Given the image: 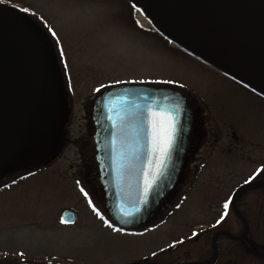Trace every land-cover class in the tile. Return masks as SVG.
I'll return each mask as SVG.
<instances>
[{
    "label": "rangeland",
    "instance_id": "obj_1",
    "mask_svg": "<svg viewBox=\"0 0 264 264\" xmlns=\"http://www.w3.org/2000/svg\"><path fill=\"white\" fill-rule=\"evenodd\" d=\"M7 1L4 5L11 9L16 10L18 3L35 12L25 13L24 19L42 39L43 77L25 139L16 156L0 169V264L36 259L61 263L72 256L78 264H96L93 261L122 255L120 238L104 226L76 184L81 181L110 219L82 164L93 142L92 135L87 138L89 108L100 84L171 86L188 92L202 108L206 135L189 159L188 171L163 203V209L172 213L146 224L153 227L163 221L145 236L154 251L166 246L168 234L184 229L186 220L196 218L195 212L213 200L216 195L208 190L211 178L228 174L232 178L228 185H237L248 179L255 163L264 161V97L172 46L157 31L141 28L130 1L110 0L120 14L114 22L98 12L103 0ZM40 16L58 32L68 69ZM162 79H178L187 86L111 83ZM231 137L254 146L239 153L230 143L232 154L226 155L223 151ZM173 204L180 205L179 210ZM70 207L76 209L77 220L63 224L61 212Z\"/></svg>",
    "mask_w": 264,
    "mask_h": 264
},
{
    "label": "water",
    "instance_id": "obj_2",
    "mask_svg": "<svg viewBox=\"0 0 264 264\" xmlns=\"http://www.w3.org/2000/svg\"><path fill=\"white\" fill-rule=\"evenodd\" d=\"M136 3L152 21L164 23L196 47L175 42L157 29L171 44L264 97L261 92L264 89V0H136ZM197 47L207 53L195 49ZM256 69L259 70L256 74L251 72ZM42 77L43 62L37 39L17 15L0 8V169L10 163L12 156H16L25 139ZM124 89H148L146 95L157 98H161L162 93L181 96L185 109L183 132L169 164L172 170L150 196L144 210L130 218L131 223L120 224L134 229L146 224L156 214L180 180L192 132V108L180 91L145 84H125L104 89L102 94L106 101L112 100L115 112L101 106V93L93 100V140L99 181L104 190L105 209L117 224L119 206L130 208L127 199L136 196L137 170L148 167L149 162L148 125L144 124L138 134L136 121L132 120L124 136L117 140L112 121L107 119L120 111V97L125 95ZM128 101L130 104L147 102L146 96L139 92L128 94ZM118 149L127 153L123 171L117 160ZM259 184L262 182L245 183L236 190V194ZM76 219L75 208L65 209L61 213L64 223L70 224Z\"/></svg>",
    "mask_w": 264,
    "mask_h": 264
},
{
    "label": "flooded vegetation",
    "instance_id": "obj_3",
    "mask_svg": "<svg viewBox=\"0 0 264 264\" xmlns=\"http://www.w3.org/2000/svg\"><path fill=\"white\" fill-rule=\"evenodd\" d=\"M7 2H0V8L12 11L17 15L37 39L40 47L42 39L27 23L26 19H24L25 13L21 11L23 5H20L19 8L14 10L4 5ZM16 5L19 4L15 3V6ZM175 89L179 90L187 97L192 108V132L190 135L188 152L186 154V164L181 174L182 180L183 175L188 171V161L189 159L191 161V159L195 157L201 146V140L206 135V131L203 128L204 122L200 105H196L194 97L188 92L179 88ZM89 110L92 114V102ZM92 128L95 129L91 118V121L88 123L89 131L87 138L89 135H92L93 140ZM230 143L237 147L236 151L239 153H242V151L248 152L247 150H249L251 146H254L252 143H248L242 139L240 140L238 137H231L228 140L229 147L223 151L226 155L232 154ZM82 162L85 176L88 179L87 181L91 182L92 188L97 189L101 194L104 205L105 195L99 181V170L95 158L94 142H92L89 154L82 159ZM262 165H264V161L255 163L251 175L257 169L261 168ZM227 175L228 174L221 179L211 178L213 186L210 185L208 190L209 193L215 194L216 196L212 201L207 203L206 208H201L202 212L200 211L199 214L197 211L195 212L194 215L197 216L196 218H189L186 220V227L184 229L180 231L177 230L171 235L168 234L167 239L170 242L166 246L155 250V252H157L156 258H150V253L154 251L152 250L154 246H149L150 243H147L145 236L157 230L161 226L162 220L153 227L145 226L144 224L139 228L129 229L130 231L144 233L142 236H124L120 233H114L111 230L114 235L120 238V244L118 245H120L119 249L123 251L121 252L122 255L118 258L110 256L105 261L95 260L93 262H96V264H144L142 258L149 257V264H152L153 260L155 264H264V175L258 176L252 181L262 182V184L245 188L238 194H236V190L241 185L245 184V181L239 182L237 185H228L232 182V178ZM228 192L231 193L230 196L234 201L229 209V217L222 225L214 227L216 219H218L220 213L223 211V201L227 199V197L223 195ZM163 203L154 217H158L160 214L167 217V215L169 216L172 213L168 207L163 209ZM174 209L179 210L177 204L174 205ZM145 229H148V231L145 232ZM194 231L199 233L198 237L192 235ZM173 236H175V238L171 239ZM23 261L33 264H78V261L73 256L61 263L55 261L49 263L48 260L45 261L44 259L31 261L21 260L18 263Z\"/></svg>",
    "mask_w": 264,
    "mask_h": 264
},
{
    "label": "snow or ice",
    "instance_id": "obj_4",
    "mask_svg": "<svg viewBox=\"0 0 264 264\" xmlns=\"http://www.w3.org/2000/svg\"><path fill=\"white\" fill-rule=\"evenodd\" d=\"M0 2H7V0H0ZM16 7H20L16 5ZM131 8L134 12L143 13L144 9L139 7L136 0H131ZM24 13H30L35 15V12L29 7L21 8ZM98 12L101 16L109 21L114 22L119 20V12L112 8L110 0H103ZM39 20L43 22L44 26L47 27L48 32L55 39V42L59 46V55L63 61L64 69L69 68V63L66 58V52L61 44L60 36L58 32L48 25V22L43 16L39 17ZM141 28L143 24L139 20L135 21ZM71 81V76L69 75V83ZM160 83V84H177L181 88L186 87L178 79H167L158 81H120L113 80L112 84L119 83ZM109 87V85L100 84L94 89L95 92L101 93V98L99 103L102 107H108L110 112H115L116 109L112 105V100H105L102 89ZM139 92L141 95L146 96V103L137 104L129 103L128 94H135ZM262 94H264V89H261ZM125 95L120 97L122 104L120 111L116 113L115 116H108L107 119L112 121V126L115 129V136L117 140L124 136L129 122L134 120L137 124L138 134L139 130L143 129L144 124L148 125V139H149V162L148 167L144 169L137 170V185H136V196L134 199H127V204L130 206H119L118 215L116 219L119 224L113 223L105 214L96 206L93 199L86 190V188L81 184V181L77 180L76 184L80 186V192L87 199L88 205L91 207L92 211L96 216L103 222L104 226L111 229L114 233H120L124 236H142V232L130 231L126 227L120 226V224L131 223L130 218H134L138 213L142 212L144 208L149 204L150 196L160 187L161 181L169 175L172 170L169 168V164L172 162V157L175 151L178 149V140L183 132V117L185 114L184 109V99L181 96H170L168 94L162 93L161 98H157L155 95H146L149 93L148 89H124ZM122 145V142H121ZM127 153H124L118 149L117 160L120 164V170L123 171L125 166L123 161L126 159ZM134 158H138L134 157ZM174 167V166H173ZM32 175V173H29ZM264 175V165L257 169L252 175L245 180L246 184H250L258 176ZM16 183L15 181L12 182ZM5 187H11V185H6ZM234 201L231 196L223 201V211L220 213L218 219H216L215 226L222 225L229 217L230 206L233 205ZM180 207V205H177ZM145 232L148 229L144 230ZM194 237H198V232H193ZM22 255V254H21ZM157 252L153 251L150 253V258H156ZM144 264H149V257H143ZM155 264V261H152Z\"/></svg>",
    "mask_w": 264,
    "mask_h": 264
},
{
    "label": "bare ground",
    "instance_id": "obj_5",
    "mask_svg": "<svg viewBox=\"0 0 264 264\" xmlns=\"http://www.w3.org/2000/svg\"><path fill=\"white\" fill-rule=\"evenodd\" d=\"M140 22L144 25H147V26H153L157 29H159L161 32H163L165 35H167L170 39H172L173 41L175 42H178L180 44H184V45H187V46H192V47H196L193 43H191L190 40L182 37L181 35H179L178 33H176L175 31H172L169 27H167L164 23L162 22H158V21H151V20H148L146 19L142 14L138 13L137 14ZM201 52H203L204 54L207 53L206 51H203L202 49H199L198 47L195 48ZM262 69V67H259ZM259 70H251L252 73L256 74Z\"/></svg>",
    "mask_w": 264,
    "mask_h": 264
}]
</instances>
